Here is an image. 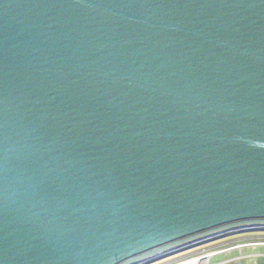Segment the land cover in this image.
I'll use <instances>...</instances> for the list:
<instances>
[{"label": "water", "instance_id": "1", "mask_svg": "<svg viewBox=\"0 0 264 264\" xmlns=\"http://www.w3.org/2000/svg\"><path fill=\"white\" fill-rule=\"evenodd\" d=\"M255 226L264 0H0V264H141Z\"/></svg>", "mask_w": 264, "mask_h": 264}, {"label": "rangeland", "instance_id": "2", "mask_svg": "<svg viewBox=\"0 0 264 264\" xmlns=\"http://www.w3.org/2000/svg\"><path fill=\"white\" fill-rule=\"evenodd\" d=\"M264 264V230L244 231L210 240L149 264Z\"/></svg>", "mask_w": 264, "mask_h": 264}, {"label": "bare ground", "instance_id": "3", "mask_svg": "<svg viewBox=\"0 0 264 264\" xmlns=\"http://www.w3.org/2000/svg\"><path fill=\"white\" fill-rule=\"evenodd\" d=\"M255 230H264V227L255 226V227H248V228H243V229H236V230L227 231V232H224V233H221V234L209 237V238H205V239H202V240H198V241H195V242H191V243L182 245V246H180L178 248L172 249V250L167 251L165 253H162V254H160V255H158L156 257H153L152 259H150L148 261H145V262H143L141 264H147V263L149 264V262H151V261L158 260L160 258H163L165 256H168V255H171V254H174V253H177V252L185 250L187 248L202 244V243L210 241V240L221 238V237H224V236H227V235H230V234H234V233H238V232H244V231H255ZM180 264H200V260L199 259L198 260L194 259V260H190V261H187V262H182Z\"/></svg>", "mask_w": 264, "mask_h": 264}]
</instances>
